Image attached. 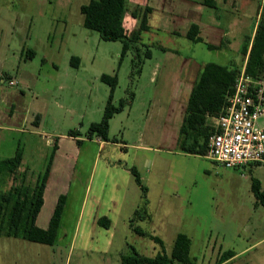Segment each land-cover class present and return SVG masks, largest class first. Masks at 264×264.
<instances>
[{"label":"rangeland","instance_id":"1","mask_svg":"<svg viewBox=\"0 0 264 264\" xmlns=\"http://www.w3.org/2000/svg\"><path fill=\"white\" fill-rule=\"evenodd\" d=\"M87 1L0 0V126L13 127L0 130V154H4L0 156H11L17 145L24 146L39 170L44 156L38 161L36 155L46 154L54 137L71 130L84 139L82 151L87 148L91 153L80 150L56 243L0 237V264H65V260L66 264H121L120 256H131L132 251L149 258L162 251L168 254L177 233L188 238L190 264H215L225 250L234 253L227 264H264V207H253L247 172L221 167L204 156L168 152L164 145L176 130L177 110L168 116L164 105L177 100L173 78H182L178 61L190 56L197 62L228 65L237 63L240 54L211 50L203 42L188 43L181 34L172 36L169 18L155 11L148 18L151 28L137 45L144 61L136 72L137 52L128 49L119 60V41L102 40L82 26L79 6ZM146 2L124 0L122 19L132 29L138 19L130 12ZM204 9V14L213 10ZM146 48L150 58L144 56ZM29 49L33 54L26 58ZM72 56L78 57L77 66L71 64ZM151 67L156 71L154 81L148 78ZM14 73L15 83L9 85L5 76ZM102 73L116 74L113 105L127 99V90L137 92L132 107L109 121L108 137L129 144L117 158L136 167L146 188L142 197L129 181L127 195L118 202L107 230L88 223L90 209L105 204L109 194L98 157L106 150L86 139L88 126L99 121L109 92L99 79ZM109 147L110 156L119 155L118 146ZM149 235L161 239L162 246Z\"/></svg>","mask_w":264,"mask_h":264},{"label":"crops","instance_id":"2","mask_svg":"<svg viewBox=\"0 0 264 264\" xmlns=\"http://www.w3.org/2000/svg\"><path fill=\"white\" fill-rule=\"evenodd\" d=\"M146 4L142 8H135L130 12L132 17H136L139 23V16L141 15L144 8L147 7L148 14H147V24L149 16L155 12L159 11L165 14L169 20L171 21V28L169 34L172 36L182 35L186 42H192L187 36L188 28L191 24H196L198 27V36L201 38L200 41L203 42L205 46L206 44H210L215 46L214 48H209L211 50H218V49H229L231 51L236 50L237 54L239 53L241 58L238 60L237 63H231L228 65H220V66H230V67H237V71L239 72L242 67H244L247 53L249 50L250 42L252 36L255 31L256 22L259 16L260 11V4L262 0H214L213 6H206L203 4V0H146ZM219 6V7H218ZM208 7L212 10V12L208 14H204V8ZM134 13V14H132ZM163 15V16H165ZM122 26L127 36L138 28L132 29V25H130L128 20L123 21L122 19ZM151 28V25L148 24V29L141 31L139 39L132 44L129 45L128 49L134 50L136 61L134 68L136 72L141 71L140 65L143 61L139 58V48L138 43L141 38L143 32L148 31ZM158 28H156L157 30ZM247 42L246 50L242 53L241 48L242 45ZM158 47V46H155ZM161 48V47H158ZM208 48V47H207ZM162 51L167 52L165 49L161 48ZM126 53V52H125ZM144 56L146 58L151 57V51L146 48L144 50ZM123 57V56H122ZM145 58V59H146ZM263 58H264V50H263ZM121 59V58H120ZM119 59V60H120ZM172 62V61H171ZM207 63V62H206ZM214 63V62H212ZM205 63L197 62L194 58L190 56L183 57L180 61H178V65L182 68L180 74L182 78H173L175 85L173 86L174 89V98L177 99L175 101H168L166 105H164L166 113L168 116L171 115L173 112L172 109H176V116L173 119L174 126L176 127L175 135L173 136L172 140L170 139L169 144L167 145L168 152H177V153H184L180 152L176 149V139L178 128L182 122L183 115L186 109L187 99L190 93V90L194 84V80L196 75L202 65ZM237 72V73H238ZM115 74V73H114ZM116 75V74H115ZM156 75V71L153 67H151V73L149 74L148 78L151 81H154V76ZM7 83L9 85H13L15 82L13 78L16 79L15 73L11 75H6ZM2 81V80H1ZM117 83V82H116ZM116 86V84H115ZM115 89V87H114ZM113 89V92H114ZM138 91V90H137ZM113 92L111 102L113 100ZM125 98L121 99L119 102H122V107L118 112L113 113V115L108 120V128H107V138L106 140H102L101 138L91 135L90 137H86L89 141L95 142L97 144V149L106 150L104 156L98 155L101 159V171H102V178L106 175L107 182L106 184V192L109 193L106 195V203L105 204H95L94 207L90 209L88 215V223L89 226H99L102 229L107 230L108 227L111 225V218L114 216L115 208L118 202L124 200L125 196L127 195V189L129 188V181L133 180V183L138 189V193L140 196L145 197L144 192H146V188L142 186L140 182L139 174L136 170V167L126 159H118L120 154L123 153L126 148L129 147V144H126L124 140H120L119 142L116 141V138H111L109 141L108 137V129H109V121L112 117L118 113H120L124 108L132 107L134 100L136 98L137 92H132L131 90L126 91ZM139 95H137L138 98ZM177 101V102H176ZM118 102V103H119ZM56 105L60 106V103L56 102ZM118 105V104H117ZM177 105V107H176ZM116 106V105H115ZM129 114H127L128 116ZM13 114H9V117L12 118ZM214 116L209 113L205 115V123L214 128ZM8 129L12 130L13 127L9 126L8 128L4 126H0V130ZM17 131H23V128H17ZM77 131V130H75ZM87 134V133H86ZM122 134V133H121ZM78 131L76 136H69L68 133L65 136L54 137L52 140L53 142L50 145L49 151L46 154H40V158L36 155V159L38 157V161L43 158L44 156V164L39 170L33 167L34 157L30 152V149L20 147L17 145L15 150L11 156H0V159H6L14 157L19 152V164L14 171L15 175L11 176H3L2 181L0 180V185L2 188L0 189V193L2 191H8L13 186H17L20 189V193L18 195L19 199H28V197H34L35 189L40 183L43 181L44 186L41 190V203L33 217V224L40 228H46L49 218L51 216L52 210L56 203L58 196H64V204L60 214L58 228L56 230V235L51 244L56 243V237L58 235V229L61 224V218L63 215L64 205L66 201L67 194L70 192V183L71 178L73 177L74 170H75V163L80 155V150L82 151V143L84 139L78 138ZM165 139V138H164ZM79 141V142H76ZM107 146V147H106ZM109 146H118L119 148V155L117 156H110L112 153L111 147ZM170 146L173 150H169ZM134 147V146H133ZM87 150V148H85ZM83 149V154H91ZM88 152V153H87ZM188 154V153H184ZM4 155V154H0ZM196 155V154H193ZM91 156V155H90ZM200 156V155H198ZM202 156V155H201ZM97 156L94 157V160ZM97 157V158H98ZM130 169H133L134 172L137 174L139 183L135 181L134 175ZM243 171H246L249 176V189L251 180L257 179L259 183V189L264 192V163H257L254 165H249L240 168ZM45 175V177H44ZM128 181H127V177ZM132 178V179H131ZM8 185L6 186V183ZM6 186V187H5ZM251 192V190H250ZM252 194V193H251ZM16 195V194H15ZM254 198H253V207H258L260 204L254 205ZM11 202L8 204V209L11 208ZM100 206H104L103 208H99ZM262 206V205H260ZM7 213V212H6ZM150 214H146V217H149ZM134 216V215H133ZM100 217H106L108 222L106 223L107 227H103L97 223V219ZM150 218V217H149ZM148 218V220H149ZM5 221L8 219V213L4 218ZM127 219H130L129 217ZM17 239H24L21 237H11ZM36 243V242H35ZM42 244V243H40ZM45 244V245H51ZM53 251V250H52ZM69 255V253H68ZM70 256V255H69ZM126 257V255H121L120 257ZM133 252H131V257H133ZM68 263V260H65V264ZM180 264V263H179Z\"/></svg>","mask_w":264,"mask_h":264},{"label":"trees","instance_id":"3","mask_svg":"<svg viewBox=\"0 0 264 264\" xmlns=\"http://www.w3.org/2000/svg\"><path fill=\"white\" fill-rule=\"evenodd\" d=\"M206 6H213L214 0H203ZM124 10V0H88L79 6L82 14V26L93 30L98 37L105 41H119L121 49L119 59L124 56L129 45L139 39L141 31L148 29L147 7L143 9L139 16L138 28L133 30L129 36L126 35L122 26V14ZM134 14V13H132ZM186 36L192 41H200L198 27L191 24ZM208 48H214L206 44ZM247 42L242 45L241 51L245 52ZM264 0L260 4L259 16L256 22L255 31L252 36L247 58L244 64L246 73L255 78H263L264 73ZM26 58L33 54L32 50L26 51ZM73 66H77L78 57H70ZM237 67L220 66L212 62L202 65L196 75L194 84L190 90L186 109L182 122L178 128L176 149L180 152L196 155H204L208 137L213 133L214 128L205 123L206 113L215 116L224 103V97L231 90L234 78L237 74ZM99 79L109 87L108 96L102 114L98 122H92L88 126L87 137L95 135L102 140H106L108 120L113 113L118 112L122 107L120 101L118 105L111 102L112 92L116 84V75L100 74ZM264 80V78H263ZM69 136H76L77 131H68ZM79 142V141H76ZM19 152L11 158L0 159V180L3 176L15 175L14 171L19 164ZM135 181L139 183L137 174L130 169ZM45 177V175H44ZM44 186L42 181L35 189L34 197L19 199L20 189L17 186L11 187L8 191L0 193V237H21L27 241L51 244L55 238L60 214L64 204V196H58L46 228H40L33 224V217L41 203V190ZM250 190L254 198V205L260 204L264 207V192L259 189L257 179H252ZM16 194V195H15ZM11 208L8 209V204ZM8 219L5 221L6 214ZM106 217L97 219V223L107 227ZM142 234V233H140ZM154 242L162 246V241L156 236L149 235ZM133 252V257H121V264H167L177 262L180 264H190L188 256V238L183 233H177L173 240L168 254L162 251L157 253L155 258L141 256ZM234 253L231 250L222 251L216 258L215 264H227Z\"/></svg>","mask_w":264,"mask_h":264},{"label":"built area","instance_id":"4","mask_svg":"<svg viewBox=\"0 0 264 264\" xmlns=\"http://www.w3.org/2000/svg\"><path fill=\"white\" fill-rule=\"evenodd\" d=\"M204 157L224 168L264 163V80L236 74L231 90L213 117Z\"/></svg>","mask_w":264,"mask_h":264}]
</instances>
